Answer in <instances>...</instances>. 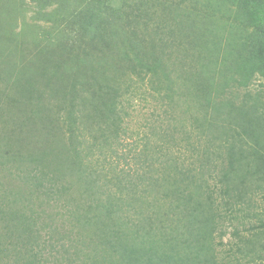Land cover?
<instances>
[{
	"label": "rangeland",
	"instance_id": "rangeland-1",
	"mask_svg": "<svg viewBox=\"0 0 264 264\" xmlns=\"http://www.w3.org/2000/svg\"><path fill=\"white\" fill-rule=\"evenodd\" d=\"M248 2L0 0V264H123L103 206L140 236L161 197L215 215V259L204 233L158 235L167 253L264 264V16Z\"/></svg>",
	"mask_w": 264,
	"mask_h": 264
},
{
	"label": "trees",
	"instance_id": "trees-1",
	"mask_svg": "<svg viewBox=\"0 0 264 264\" xmlns=\"http://www.w3.org/2000/svg\"><path fill=\"white\" fill-rule=\"evenodd\" d=\"M248 1L247 8L249 12H252L253 15L262 13L264 16V0ZM252 1H254V8L256 7L255 10L251 8ZM161 199L164 200L165 197H161ZM162 200L157 202L156 200L153 201L154 214H152L150 218L151 231H145L144 234L140 236L139 230L132 234L124 229V227L127 226V223L124 216L120 214L121 211L118 206H116L117 209H115L119 212L118 216L111 206H103L102 212L103 214H109L107 217H110L111 222L109 227L105 229V226H99L98 219L97 228L105 239L107 246H109L113 252L121 253L123 264H127V262L129 264H195L191 261L193 260L192 258L181 256L175 249H172L171 252L167 253L168 245L164 244V242L158 238V235H165L168 236L170 243L175 241L178 245L183 244L186 246V241L183 236L185 231L184 235L190 233L195 239H197L196 236L198 237L200 233H204L205 236L201 237L199 241L197 240L198 245L195 246L197 254L203 256L205 258L204 260H207L208 263L211 262L212 259H215V254L211 246L214 232L213 218H215V215L206 214L205 216L200 217L193 215L190 217V211L187 209L186 211L182 210L177 213L173 208L177 199L169 206V208H166L163 211L161 210ZM93 208H95V206H93ZM156 208L158 209L156 210ZM202 209H206L205 205ZM96 210H98L97 206ZM89 213L92 214V211ZM10 214L11 217L6 218L4 216V220H18L19 216L15 210H11ZM98 216L101 217L99 214ZM198 224L200 225L198 226ZM29 230H31L30 226L26 227L24 231L27 233ZM162 249L163 252L161 251ZM145 258L147 260H145Z\"/></svg>",
	"mask_w": 264,
	"mask_h": 264
}]
</instances>
